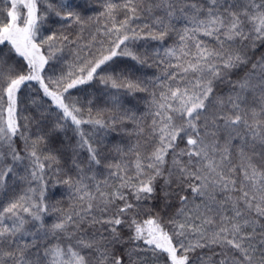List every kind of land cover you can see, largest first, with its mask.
<instances>
[{
  "label": "snow or ice",
  "instance_id": "1",
  "mask_svg": "<svg viewBox=\"0 0 264 264\" xmlns=\"http://www.w3.org/2000/svg\"><path fill=\"white\" fill-rule=\"evenodd\" d=\"M100 7L0 0V264H264V0Z\"/></svg>",
  "mask_w": 264,
  "mask_h": 264
},
{
  "label": "trees",
  "instance_id": "2",
  "mask_svg": "<svg viewBox=\"0 0 264 264\" xmlns=\"http://www.w3.org/2000/svg\"><path fill=\"white\" fill-rule=\"evenodd\" d=\"M71 2L74 5L80 6L79 10L81 11L82 15H84L85 17L97 16V15H99V12L103 10L100 7L102 0H95V3H93L91 6H88V7L83 6L85 4V0H71ZM101 21H103L102 17H101ZM55 27L60 28L61 26L59 24H57V25H55ZM92 28H93V24H92V22H90V24L88 26H85V28L83 29L82 32H81L80 28L76 25H72L70 28L65 27V29L63 31H64V34L69 35L70 39H76L78 34H79L80 39L78 42L87 43L91 38ZM141 43H143V42H141ZM169 43H171V41H169ZM209 43H214V42L209 40ZM148 46L152 47V46H156V45L154 42H149ZM64 55L67 57L68 61L72 60V56L67 49L65 50ZM114 66L117 69L128 68V69L132 70L133 72H135L136 75H144V76L151 77V76H153L154 73L155 74L159 73L158 68H155V67H153V68H139V66L135 65V62H133L127 58L122 59V60H118ZM137 69H139V70H137ZM83 87L87 88L90 92H94L97 89L102 88L103 86L97 84L94 81L92 85H85ZM221 87H223V86H221ZM73 91H76V90H73ZM145 95L146 94H144V93H137L135 98L127 97L126 103H128L129 106L137 108L138 111L142 112L145 109V104L143 102ZM114 139L118 141L121 139V137L116 136V137H114ZM20 187H24V186L20 185ZM17 190L19 191V188ZM50 196L52 197V199L54 201L55 200L60 201V204L58 205L59 207L65 208V209H67L69 207L70 199H69V193H68L66 188L59 187V188H56L54 190H51ZM50 220H51V218H49V221ZM203 251L205 253H208L209 255L211 254L209 252V250H207V249H205Z\"/></svg>",
  "mask_w": 264,
  "mask_h": 264
}]
</instances>
